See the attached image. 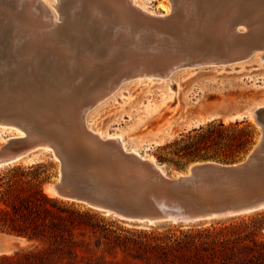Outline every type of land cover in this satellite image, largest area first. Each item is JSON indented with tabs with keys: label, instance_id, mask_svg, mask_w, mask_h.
<instances>
[{
	"label": "bare ground",
	"instance_id": "6f19581e",
	"mask_svg": "<svg viewBox=\"0 0 264 264\" xmlns=\"http://www.w3.org/2000/svg\"><path fill=\"white\" fill-rule=\"evenodd\" d=\"M170 2L176 8L175 11L171 12L170 6L162 4L160 8L165 16L159 17L158 14L148 10L145 5L138 4L136 0H72L68 9L73 16L76 9L82 11L81 15L84 16V25H86L73 28L67 34L64 33L68 37L63 41L58 37L60 30H50L54 22L49 16L55 18L54 21L58 20L56 3L52 4L55 12H51L48 8H43L38 0H10V2L0 0V31L4 33L7 31L8 38L12 42L6 54L1 55L0 52V81L3 80L16 90L30 85L31 92H38L36 99L32 102L24 100L19 105L15 103L7 105L6 102H0V141L6 143L0 151V168L8 161L18 162L33 153L50 151L65 165L73 164L72 170L76 167L74 171L86 172L74 179L70 177L67 179L65 171L61 170L59 184L62 187L65 186L64 196H73L74 186L77 185L83 194L100 199L109 207L117 210H120V205H124L123 202L119 203L120 198L117 199L121 195L111 193L106 189L98 191L101 181H94L88 171L102 167L104 173L109 175V179L123 185L124 190L128 192L124 196L125 201L135 206H142L143 209L149 208L148 199L151 194L158 193L154 191V187L161 188V190L167 189L169 192L173 190L177 196L185 197L187 194L196 203L202 200V206L208 209L216 204L224 206L235 204L238 201L252 202L254 197L244 192L246 183L241 180L242 178H235L237 179L235 189L242 190L247 197L243 192V194L239 192V196L231 192L219 195L217 189L215 190L217 194H215V184L209 179L202 178L200 181L203 184L199 188L204 193L202 198L196 195L197 190H174L166 182L157 185L149 180L143 169L137 172L130 168L131 164L142 165L148 162L165 175L154 157H146L136 146L128 148L122 135H105L88 126L85 119L79 121V117L84 115L85 105L84 103L77 104V101L86 102L90 99H94L95 102L99 101L111 89L112 81L122 76L125 77L126 74L130 77L148 76L162 71L159 75L165 77L166 72L173 69L174 65L202 56L205 51H208L209 47H206L208 44L215 49L214 56L219 55L226 60H234L250 47L246 43L248 39L245 38V34H236L241 25L250 29L251 33H256L253 35L256 39L250 37L249 40L251 42L254 40L256 45L264 50V19L263 22L250 24L249 21L252 19L247 21L239 18V5L242 3L234 2L228 8L215 9L214 4H208L205 0L208 5L205 9L208 10L209 16L202 18L198 24H194L193 21L197 19L195 15L198 14L197 11L200 8L198 4L200 0H170ZM250 7L249 4L248 9ZM243 8H245L244 4ZM259 11L263 10L259 9ZM214 13H221L220 16L222 14L223 16L219 21L217 20L216 26L212 29L209 23L214 21ZM60 14L62 15V11ZM259 14L257 12V15ZM97 24L100 28H93ZM201 27L206 32H203ZM105 34L108 37L103 43V40L97 36L102 37ZM78 45L81 46L79 49H77ZM15 56H18L20 61H16ZM14 69L16 72H13ZM11 73L14 74L13 77ZM20 79L21 82L14 84ZM30 80L32 81L29 82ZM42 91L46 95L40 93ZM169 101L170 103H167ZM165 103L171 109L178 103L177 95H169ZM258 107H264V104L259 103ZM20 113L23 115L20 116ZM52 115L56 117L54 120L50 118ZM246 115L264 131V123L252 110H249ZM68 116L74 117L71 125H66L65 121ZM27 117L32 118L33 121H29ZM57 119H60V122H56ZM4 132L8 133L9 139L3 137ZM19 140L22 145L15 147L14 144ZM261 142H264V139ZM84 146L91 152L84 154L78 150ZM93 149L95 153L92 152ZM178 174L187 176V174ZM83 176H87L88 179H84ZM132 182L141 186L140 190L132 187L130 185ZM66 187L70 188V191H66ZM145 187H149L152 192H146ZM46 192L55 197L50 190L47 189ZM219 192L222 191L219 190ZM210 198L220 202L225 201V203L212 204ZM158 201L166 214L173 215L180 212L178 208V212H174L166 204L163 196H159ZM18 242L24 244L20 240Z\"/></svg>",
	"mask_w": 264,
	"mask_h": 264
},
{
	"label": "rangeland",
	"instance_id": "374dc122",
	"mask_svg": "<svg viewBox=\"0 0 264 264\" xmlns=\"http://www.w3.org/2000/svg\"><path fill=\"white\" fill-rule=\"evenodd\" d=\"M2 1L10 2V0ZM70 1L72 0H38V3L42 5L43 8H48L51 12H55L52 4L56 3L58 5V20L54 21L55 18L49 16L51 21L54 22L50 30H60L58 37L63 41L68 37V35H66L67 32H71L73 28L84 27L86 25H84V16L81 15L82 11L80 12V10L76 9L74 11L75 15L73 16L68 9L71 5ZM136 2L140 5H145L148 10L158 14L157 16L159 17L165 16L160 8L162 4L170 6L172 9L171 12L176 9L170 0H136ZM204 2L205 0H200L198 3L200 8L199 11H197L198 14L196 13L197 15H195L197 19L194 21L192 20L194 24H198L202 18L209 16L207 12L208 10L205 9L206 6H208L206 2L208 4H214L216 6L215 9L218 7L228 8V6L234 2L237 4L242 3L239 5V18H244L247 21L252 19V21H249L250 24L253 22L260 23L264 21V14L262 15L264 8L261 9V7H264V0H206V2ZM243 4L245 8H243ZM249 4L251 6L250 9H248ZM132 5L135 6L133 3ZM215 9L214 11H216ZM259 9L263 11L260 12ZM58 10L60 11L58 12ZM61 11L62 15L60 14ZM257 12L263 17L257 15ZM77 13L78 15L76 16ZM83 13H86V11H83ZM220 14L221 13L213 14L215 19L209 23V26L212 27V29H214L217 22L223 16V14L221 16ZM255 14L256 16H252ZM260 18L261 21H259ZM93 28L98 29L100 26L97 24ZM238 28L239 32H236V34H245V38L248 39L246 43H248V46L250 47L247 48L245 53L243 52L241 55L234 58V60H226L219 55L214 56L213 53L215 52V49L208 44L206 47H209V49L208 51H205L202 56L199 58L187 59L178 65H174V68L172 67L173 69L166 72L167 74L165 77L159 75L162 71L158 73L156 72L155 75L148 76L135 75L130 77V75L128 76L126 74L125 77L122 76L119 79H114L112 81V86L110 87L111 89L107 91L105 97L99 101L95 102L94 99H90V101L86 102L77 101V104L84 103L85 105L83 112L84 115L82 114L81 117H79V121L85 119L88 126L105 135H122L128 148L136 146L140 148V152L146 157H154L157 164L164 170L166 176L169 178L172 177L173 179L179 176L178 173L189 174V167L193 163L199 161L190 162L180 168L174 165L164 164L159 160V156L163 154L161 150L163 146L170 144L177 139H181L182 136L202 126H206L214 120L222 121L226 126L239 123V129H246L251 133L252 142L248 145L245 152L240 154L235 160L229 162H216L223 164L244 162L259 143L263 134L262 128H259L254 121L250 120L246 115L247 112H244L243 109L256 100L262 101L260 104H264V50L257 46L254 40L253 42L249 40L250 37L256 39V36H253L256 35V33H251L250 29L242 25ZM201 30L206 32L203 27H201ZM98 37L103 40V43H105L108 36L106 37L105 34L102 35V37L97 36V38ZM11 46L12 42H10V38H8L7 31L5 33L0 31L1 55L6 54L7 50H9L8 47ZM80 47L81 46L78 45L77 49ZM84 49H86V47ZM15 60L20 61L18 56H15ZM13 72H16L15 69ZM11 74V77H13L14 74ZM21 81L22 80L20 79L14 84ZM31 81L32 80L29 82ZM0 82L2 84L0 87V102H6L7 105L13 103L19 105V103L24 100L32 102L38 95L37 91L31 92L32 89L30 88V85L22 86V89L16 90L13 86L10 87V85L3 80ZM28 93L30 94L28 95ZM40 93L46 95L44 91ZM168 94L172 96L177 95L178 97V103L175 104L174 107H171V109L166 106L170 101L165 103V99L169 96ZM34 114H36V112H34ZM21 115H23V113H20V116ZM68 117L65 121L66 125H71L74 121V117ZM50 118L51 120H54L56 117L52 115ZM26 119L29 121L32 120L30 117H27ZM56 122H60V119H57ZM2 135H4V138L9 139L8 133L4 132ZM14 145L15 147H20L22 145L21 140L16 141ZM5 146L6 143L0 141V151ZM78 150L84 154L91 152L85 146L78 148ZM94 151L95 150L93 149L92 152ZM256 162L257 165L251 172V175L246 174V178H240L246 183L244 186L245 183L243 182V186L248 191L245 190L244 192H247V194L252 195L254 198L264 196V152L260 153L259 159ZM39 164L43 166L42 170L45 171L42 178L45 179L44 190L46 191L48 184L60 182L59 177L62 172L61 170L64 168V163L55 158L54 154L50 151H40L28 155L9 166H3L0 168V173H5L14 166L20 165L23 168L29 169L30 167L38 166ZM68 166L69 172L66 174L67 179L68 177L74 179L76 176H82L83 173H86L74 171L76 169L75 166V169L72 170L73 164H68ZM88 173L90 176H93L94 181H101L100 188L102 190L99 188L98 191H105L106 189L111 193L121 195V197H117V199L120 198L119 203L123 202L124 205H130L124 199V196L128 192L124 190L123 185H120L119 183L117 184L116 181L109 179V175L104 173L102 167L88 171ZM83 178L88 179L87 176H83ZM236 180L237 179H234L233 183L231 181L229 184H216L214 186L216 187L214 192L217 189L219 195L225 192H231L234 194L236 193L235 195L239 196L238 193H242L243 191L238 188V190L235 189L237 187ZM131 181L134 180L131 179ZM252 183L254 187L252 186ZM136 184L132 182L130 185L134 188L136 187V190L138 188V190H140L141 186L139 187L138 184ZM154 188V191H158L156 194L162 192L170 194L167 189L161 190V188L158 187ZM145 189L148 193L152 192V190H149V187H145ZM65 190L70 191V188L66 187ZM198 190L196 195H199V197L202 198L204 195L203 190ZM219 190L222 192H219ZM199 192L201 194H199ZM46 193L48 194V192ZM172 194L182 200L185 198L187 201H190L192 206L198 204L203 205L201 202L202 200L199 201L200 203H196L192 198L187 196V194H185V197L182 195L177 196L175 195V192ZM215 194H217V192H215ZM244 194L247 197L246 193ZM54 198H57L68 205H74L75 209L78 211L91 212L92 214L97 215V218L92 220V224H94L95 227L106 225L109 229L108 239L104 237L105 233L98 231L99 229L94 231L91 228H88L84 232L81 230H75V240L78 241L76 248L78 255L72 259L65 260L63 264H165L162 259L157 257L150 259L152 254L147 253L143 246L140 247L139 245H136L134 240L146 243L147 239L160 235L161 237L165 236L169 231L179 233V231L187 232L189 230L213 228L223 229L226 227L230 228L228 237L232 242L227 247L221 249L222 252L218 253V260H224L225 262L231 263L234 262V259L244 260L246 256H251L252 254L249 249H244L241 248L240 245L238 246L234 244V225H238L243 221L250 223L252 220H259L264 224V210H261L255 213L230 218L212 219L191 223L159 222L151 225L123 220L116 215L93 208L83 202L67 200L60 196H55ZM210 200L212 204L225 203V201L220 202L214 198H210ZM102 220H104V222H101ZM259 238L264 242V225L259 232ZM19 240L24 242V244H20L18 242ZM244 245L247 246L248 243H245ZM35 247V243L29 242L26 239L0 234V257L25 253L33 250ZM156 254L157 253H155V255Z\"/></svg>",
	"mask_w": 264,
	"mask_h": 264
},
{
	"label": "trees",
	"instance_id": "16d2710c",
	"mask_svg": "<svg viewBox=\"0 0 264 264\" xmlns=\"http://www.w3.org/2000/svg\"><path fill=\"white\" fill-rule=\"evenodd\" d=\"M239 126V123L226 126L214 120L163 146L159 160L178 168L194 161L235 160L252 142L251 133ZM42 169L41 164L29 169L19 165L0 173V234L36 244L31 251L0 257V264H63L78 255L75 230L99 229L108 239L106 225L100 228L92 224L97 215L78 211L74 205L46 193ZM263 225L259 220L234 225V244L252 254L231 263L218 260L221 249L232 242L228 227L169 231L165 236L147 239L146 243L134 242L152 254L150 259L157 257L165 264H264V242L259 238Z\"/></svg>",
	"mask_w": 264,
	"mask_h": 264
},
{
	"label": "water",
	"instance_id": "95a60500",
	"mask_svg": "<svg viewBox=\"0 0 264 264\" xmlns=\"http://www.w3.org/2000/svg\"><path fill=\"white\" fill-rule=\"evenodd\" d=\"M259 103L262 101L256 100L251 104L247 105L243 110L248 112L252 110L256 116L261 119L264 123V107H258ZM264 131L261 136L259 143L256 145L254 150L249 154L248 158L242 163L234 164H223L216 161H199L193 163L189 167V174L187 176H178V178H169L162 173L156 166L151 163L144 162L142 165L131 164V169L137 172L145 171L150 181L155 182L157 185H161L162 182L166 184L171 189L187 190L193 189L198 190L201 187V178L209 179L215 185L229 184L235 178L245 177L246 174H250L257 165V160L259 159V154L264 152ZM15 163L14 161H8L5 166H9ZM65 173L69 172L68 164H64ZM200 175V176H199ZM230 180H229V179ZM246 178V177H245ZM252 178V177H251ZM250 178V179H251ZM66 179V178H65ZM65 187V186H64ZM59 183H50L47 185V189L51 191L55 196H64L63 188ZM174 191H170V194L165 192L159 194H151L148 199L149 208L143 209L142 206L133 207L135 205H120V210L109 207L106 203L102 202L100 199L89 197L80 191L77 185L74 186L73 196L67 197V200L78 201L88 204L93 208H97L106 213H110L118 216L119 218L131 222H141L147 224H156L159 222H176V223H191L200 222L205 220L220 219V218H230L246 214L255 213L264 210V196L254 198L252 202L238 201L235 204H226L224 206L214 205L212 208H206L200 204L192 206L190 201L181 200L176 196H173ZM85 196L87 197L85 198ZM154 196V197H153ZM159 196H163L174 212H180L178 214H166L163 210L161 204L158 201ZM63 197V198H64ZM178 208V209H177Z\"/></svg>",
	"mask_w": 264,
	"mask_h": 264
}]
</instances>
